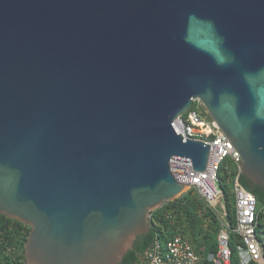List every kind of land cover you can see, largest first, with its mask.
Masks as SVG:
<instances>
[{"label":"water","instance_id":"obj_1","mask_svg":"<svg viewBox=\"0 0 264 264\" xmlns=\"http://www.w3.org/2000/svg\"><path fill=\"white\" fill-rule=\"evenodd\" d=\"M197 100L264 188V0H0V216L31 227L25 264H120L187 190L172 163L207 170L173 127Z\"/></svg>","mask_w":264,"mask_h":264},{"label":"built area","instance_id":"obj_2","mask_svg":"<svg viewBox=\"0 0 264 264\" xmlns=\"http://www.w3.org/2000/svg\"><path fill=\"white\" fill-rule=\"evenodd\" d=\"M200 104L202 105L201 102ZM201 105L196 103V108L192 107L178 118L173 127L185 141L195 140L210 146L207 170L199 173L194 171L191 162L175 160L172 163V171L177 180L188 187L184 194L193 191L194 195L217 211L214 203L221 197L224 198L219 187V167L226 159L233 162L238 170L233 189L236 200V225L232 228L226 222L227 212L224 205L223 211H218L222 220V229L218 234V251L216 254H210L208 261L215 264H231L232 249L229 239L231 233H235L242 241L237 247L240 263L264 264L263 247L256 233L262 209L258 206L256 196L241 188L238 183L241 174L239 163L242 161L240 154L217 122L213 119L208 121L202 116ZM226 169L229 170V167ZM202 262L203 257L194 251L189 241L175 236L165 244L156 240L153 247L146 252L142 264H203Z\"/></svg>","mask_w":264,"mask_h":264},{"label":"trees","instance_id":"obj_3","mask_svg":"<svg viewBox=\"0 0 264 264\" xmlns=\"http://www.w3.org/2000/svg\"><path fill=\"white\" fill-rule=\"evenodd\" d=\"M195 108L196 102L192 109ZM203 109L206 111L204 107L201 108ZM226 167H229L227 172ZM237 171V167L230 159L222 162L218 171L219 187L224 194L227 212L226 222L232 228L236 225V200L233 189ZM239 183L256 196L258 206L262 209L256 233L264 255V188L242 174ZM221 229L222 220L219 212L190 191L152 212L150 231L137 237L133 249L125 255L120 264H142L146 252L156 240L165 244L175 236H181L189 241L194 251L203 257V264H215L208 261V256L218 251V234ZM30 231V226L4 215L0 216V264H25L24 246ZM239 244H242L239 235L231 233L229 239V246L232 249L231 264H241L237 251Z\"/></svg>","mask_w":264,"mask_h":264},{"label":"rangeland","instance_id":"obj_4","mask_svg":"<svg viewBox=\"0 0 264 264\" xmlns=\"http://www.w3.org/2000/svg\"><path fill=\"white\" fill-rule=\"evenodd\" d=\"M196 103L198 105H201L199 100L196 101ZM204 106L201 105V108H203ZM202 116L207 119L208 121H211V117H209L208 115V112L207 110L205 111L204 109L202 110ZM226 172H227V169H226ZM222 173L224 174L225 172L222 170ZM225 175V174H224ZM224 205H225V200L224 198L222 199V197L220 199H218L215 203H214V206L215 208L217 209V211L219 212H222L223 211V208H224Z\"/></svg>","mask_w":264,"mask_h":264}]
</instances>
